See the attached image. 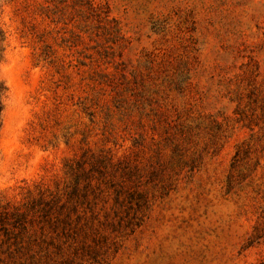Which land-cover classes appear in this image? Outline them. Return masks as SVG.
Wrapping results in <instances>:
<instances>
[{
    "label": "rangeland",
    "instance_id": "374dc122",
    "mask_svg": "<svg viewBox=\"0 0 264 264\" xmlns=\"http://www.w3.org/2000/svg\"><path fill=\"white\" fill-rule=\"evenodd\" d=\"M0 264H264V0H1Z\"/></svg>",
    "mask_w": 264,
    "mask_h": 264
},
{
    "label": "trees",
    "instance_id": "16d2710c",
    "mask_svg": "<svg viewBox=\"0 0 264 264\" xmlns=\"http://www.w3.org/2000/svg\"><path fill=\"white\" fill-rule=\"evenodd\" d=\"M5 40H6L5 33L0 26V62L3 60V55L5 52ZM6 91H7V87L5 83L0 80V128L2 125V112L4 109L2 98H3V95L6 93Z\"/></svg>",
    "mask_w": 264,
    "mask_h": 264
}]
</instances>
